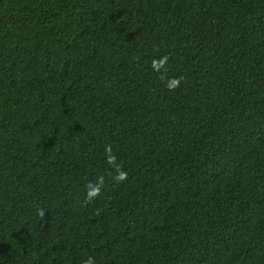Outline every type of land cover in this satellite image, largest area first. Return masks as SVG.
<instances>
[{
	"label": "trees",
	"instance_id": "16d2710c",
	"mask_svg": "<svg viewBox=\"0 0 264 264\" xmlns=\"http://www.w3.org/2000/svg\"><path fill=\"white\" fill-rule=\"evenodd\" d=\"M89 257L264 264V0H0V264Z\"/></svg>",
	"mask_w": 264,
	"mask_h": 264
},
{
	"label": "clouds",
	"instance_id": "9594fccd",
	"mask_svg": "<svg viewBox=\"0 0 264 264\" xmlns=\"http://www.w3.org/2000/svg\"><path fill=\"white\" fill-rule=\"evenodd\" d=\"M166 57L162 60V61H160V63L161 64H163V63H166ZM156 62L154 61V64H155ZM173 83L174 84H178L179 83V80H175V81H173ZM107 150H110V146H109V148L107 149ZM126 176H127V173H125V172H121L120 174H119V178L120 179H124V178H126ZM98 192H99V189H93L91 192H89V194H88V196H89V198H92V197H94L95 195H97L98 194ZM85 264H93V260H92V258L91 257H89V259L85 262Z\"/></svg>",
	"mask_w": 264,
	"mask_h": 264
}]
</instances>
